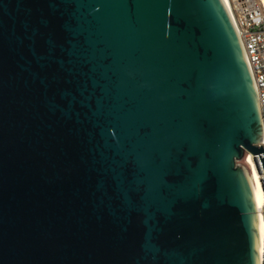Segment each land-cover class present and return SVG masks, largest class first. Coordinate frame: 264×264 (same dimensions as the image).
<instances>
[{
    "label": "water",
    "instance_id": "95a60500",
    "mask_svg": "<svg viewBox=\"0 0 264 264\" xmlns=\"http://www.w3.org/2000/svg\"><path fill=\"white\" fill-rule=\"evenodd\" d=\"M260 135L221 0H0V264H258Z\"/></svg>",
    "mask_w": 264,
    "mask_h": 264
},
{
    "label": "built area",
    "instance_id": "2783aa9c",
    "mask_svg": "<svg viewBox=\"0 0 264 264\" xmlns=\"http://www.w3.org/2000/svg\"><path fill=\"white\" fill-rule=\"evenodd\" d=\"M226 11L242 50L256 97L261 135L259 143L255 145L264 149V0H227ZM245 156L252 158L264 194V170L258 155L245 152ZM259 212L263 227L257 254L258 264H264V201Z\"/></svg>",
    "mask_w": 264,
    "mask_h": 264
},
{
    "label": "bare ground",
    "instance_id": "6f19581e",
    "mask_svg": "<svg viewBox=\"0 0 264 264\" xmlns=\"http://www.w3.org/2000/svg\"><path fill=\"white\" fill-rule=\"evenodd\" d=\"M225 9L227 6V0H221ZM241 164L246 168L249 181H250V186H251V196H252V201L255 209V222H256V227H257V233L255 236V244L258 250V246L261 242V232H262V221H261V216H260V209L261 206L263 205L264 201V194L263 190L260 184V180L258 178V174L254 169L253 163H252V158L246 156L241 160Z\"/></svg>",
    "mask_w": 264,
    "mask_h": 264
},
{
    "label": "rangeland",
    "instance_id": "374dc122",
    "mask_svg": "<svg viewBox=\"0 0 264 264\" xmlns=\"http://www.w3.org/2000/svg\"><path fill=\"white\" fill-rule=\"evenodd\" d=\"M241 163V162H240Z\"/></svg>",
    "mask_w": 264,
    "mask_h": 264
}]
</instances>
